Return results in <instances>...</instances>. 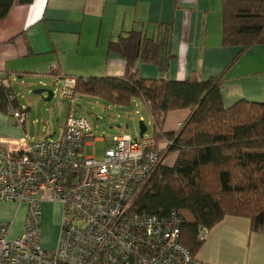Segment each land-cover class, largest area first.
Wrapping results in <instances>:
<instances>
[{
    "label": "trees",
    "instance_id": "trees-1",
    "mask_svg": "<svg viewBox=\"0 0 264 264\" xmlns=\"http://www.w3.org/2000/svg\"><path fill=\"white\" fill-rule=\"evenodd\" d=\"M32 2L0 0V19L15 4ZM221 7L222 46L236 47L237 53L218 75L202 80L191 71L184 80L141 77L137 62L166 67L172 58L162 47L169 39L166 27L162 43L130 30L110 45L125 59L122 76L73 78L72 96L146 104L159 160L139 184L133 208L149 215L176 212L180 241L194 255L203 243L199 229H210L227 215L248 218L250 230L264 234V102L240 99L225 107L220 93L230 66L251 47L264 45V0H221ZM19 102L11 86L0 84L1 112L21 108ZM177 110L188 111L181 126L162 132L167 115ZM161 140L165 143L159 148ZM169 157L173 160L166 164Z\"/></svg>",
    "mask_w": 264,
    "mask_h": 264
},
{
    "label": "crops",
    "instance_id": "crops-1",
    "mask_svg": "<svg viewBox=\"0 0 264 264\" xmlns=\"http://www.w3.org/2000/svg\"><path fill=\"white\" fill-rule=\"evenodd\" d=\"M166 27L169 39L162 47L172 58L166 67L137 62L143 78L184 80L196 71L205 80L222 72L237 53L236 47L222 46L221 0H33L15 4L0 19V79L8 80L13 90L11 81L22 77L43 87L51 84L49 77H119L126 62L110 45L130 30L162 43ZM220 93L225 107L240 99L264 102V45L251 47L230 66ZM187 115V110L169 113L162 132L176 131ZM24 125H14L11 114L0 111V136L26 137ZM164 143L159 141V148ZM24 216L25 210L22 221ZM45 223L40 227L41 236L45 227L44 248L52 249L60 220L50 237ZM195 257L201 264H264V234L252 232L248 218L227 215L207 229Z\"/></svg>",
    "mask_w": 264,
    "mask_h": 264
},
{
    "label": "built area",
    "instance_id": "built-area-1",
    "mask_svg": "<svg viewBox=\"0 0 264 264\" xmlns=\"http://www.w3.org/2000/svg\"><path fill=\"white\" fill-rule=\"evenodd\" d=\"M63 82L61 97L72 98L74 79ZM0 84L10 86L6 79ZM7 112L14 125H24L25 110L9 106ZM90 137L106 142L92 136L87 117L74 113L56 138L0 136V202L26 206L18 235L12 236L11 221L0 220V264H201L180 241L176 212L133 208L139 184L159 160L154 137L113 135L100 158L83 153ZM45 202L62 206L52 249L40 243ZM206 233L200 228L197 236L203 241Z\"/></svg>",
    "mask_w": 264,
    "mask_h": 264
},
{
    "label": "rangeland",
    "instance_id": "rangeland-1",
    "mask_svg": "<svg viewBox=\"0 0 264 264\" xmlns=\"http://www.w3.org/2000/svg\"><path fill=\"white\" fill-rule=\"evenodd\" d=\"M46 76L48 77V75ZM49 80L51 84L47 87L39 85L37 80L34 81L30 77L15 78L11 81L19 101L24 105V108H29L24 125L26 138L41 140L50 134H52V138H56L60 134L67 116L73 113L88 118L94 137L104 136L106 138L105 143L92 141L91 146H84L83 153L86 156L95 154L96 158H100L104 147L109 145V139L113 135L126 134L135 139L139 136V123L141 121L147 128L144 136H153L150 116L138 99L132 100L128 106H122L113 105L80 93H76L73 98H64L60 95L63 81L53 77H49ZM39 88L51 90L53 92L51 99L43 100L44 97H47L46 93L43 94V97L32 93L33 90ZM172 160L173 157H169L165 163L169 164ZM24 210L26 211L25 204L18 205L14 202H8V204L0 205L1 217H5L12 223V236H16L20 232L23 223L21 216ZM61 214V204L49 203L46 205V202L42 203L41 223L46 222L44 225L47 228L45 233L47 237L51 236V230L56 226L58 219L61 220ZM43 232H45V227L42 236L40 233V243L44 248ZM50 242L51 239L46 244Z\"/></svg>",
    "mask_w": 264,
    "mask_h": 264
},
{
    "label": "water",
    "instance_id": "water-1",
    "mask_svg": "<svg viewBox=\"0 0 264 264\" xmlns=\"http://www.w3.org/2000/svg\"><path fill=\"white\" fill-rule=\"evenodd\" d=\"M33 94H36V95H40L43 97V94L46 93L47 94V97H44L43 100L45 101H48L51 99L52 95H53V92L49 89H43V88H39V89H35L32 91ZM146 126L143 124V122L141 121L139 123V136L142 137L146 131Z\"/></svg>",
    "mask_w": 264,
    "mask_h": 264
}]
</instances>
